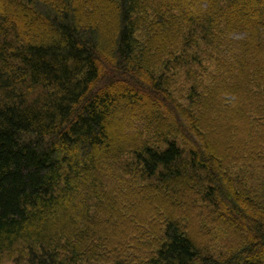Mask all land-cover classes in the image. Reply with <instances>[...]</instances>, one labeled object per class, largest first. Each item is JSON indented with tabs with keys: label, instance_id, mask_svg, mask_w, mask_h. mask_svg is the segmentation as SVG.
Returning a JSON list of instances; mask_svg holds the SVG:
<instances>
[{
	"label": "trees",
	"instance_id": "trees-1",
	"mask_svg": "<svg viewBox=\"0 0 264 264\" xmlns=\"http://www.w3.org/2000/svg\"><path fill=\"white\" fill-rule=\"evenodd\" d=\"M6 258L264 264V0H0Z\"/></svg>",
	"mask_w": 264,
	"mask_h": 264
},
{
	"label": "rangeland",
	"instance_id": "rangeland-1",
	"mask_svg": "<svg viewBox=\"0 0 264 264\" xmlns=\"http://www.w3.org/2000/svg\"><path fill=\"white\" fill-rule=\"evenodd\" d=\"M259 184L258 182L253 181L252 185L256 187V185ZM261 185V184H259ZM209 230L201 235L199 237V241L203 244H206L209 248L212 250H215V252H224V249L226 247L234 246L237 241H239L238 235L231 229L228 231V236L224 235V229L225 227H222L221 230L217 231L218 225L216 223H213L212 221L209 222L208 226ZM216 253V254H217ZM0 264H15L14 262L10 261L9 259H4L0 261Z\"/></svg>",
	"mask_w": 264,
	"mask_h": 264
}]
</instances>
